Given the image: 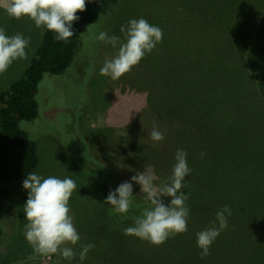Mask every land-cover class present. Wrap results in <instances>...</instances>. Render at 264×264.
I'll use <instances>...</instances> for the list:
<instances>
[{
    "label": "rangeland",
    "instance_id": "1",
    "mask_svg": "<svg viewBox=\"0 0 264 264\" xmlns=\"http://www.w3.org/2000/svg\"><path fill=\"white\" fill-rule=\"evenodd\" d=\"M7 2L0 0V27L9 36L23 34L29 40V45L26 57L13 62L5 73L0 74V93L21 78L45 32L37 29L27 18H10L4 11ZM190 2L195 10V0H107L102 19L88 25V36H82L83 50L76 55L67 73L45 75L37 96L39 117L21 123V127L37 143L40 163L34 172L61 179L70 176L76 183L69 208L81 239L74 247L76 255L72 264H81L79 253L82 246L87 244L94 247L82 264H184L179 253L164 256L168 240L160 246H153L136 237L124 235V229L134 224L125 225L126 221H135L144 211L134 208L133 200L150 202L140 185L133 184L131 206L128 213L123 215L124 223L111 218L101 192L107 179H111L110 190H115L121 183L130 181L137 171H148L154 184L166 182L175 163V144L178 149L182 148L188 153L191 173L186 181L194 179L197 167L210 159L205 155L204 144L213 150L225 139L212 124L206 123L207 119L195 113L185 117L183 109L196 104L205 111V107L213 101V92L236 99V103H232L231 119L235 128L240 130L237 138L242 149L236 173L240 172L241 167L245 170L254 168V178L264 180V130L254 127L250 119L244 118L246 112L252 113L253 107L252 101L249 103L252 96L246 89L248 81L241 78L239 69L234 70L232 77H227L229 82L215 73L219 58L224 63L237 66L239 49L243 58L247 49H244V35L247 36L250 31L252 36L255 35V22L259 18L258 13H264V0H229L230 6L238 4L241 11L245 7L248 21L242 18L244 14H240V11L221 14L219 21L213 18L214 13L211 12L203 26H196L197 19L187 16L184 8ZM251 8L256 12L254 23L253 15H249ZM133 18H144L150 24L159 26L163 30L161 43L119 80L101 76L99 70L104 60L113 57L116 49L99 41L98 34L106 32L108 36L115 35L123 40L121 26ZM228 22H235L237 26ZM220 35H223V39ZM163 82L172 86L166 89ZM215 83H222L224 87H217ZM170 88L178 95L170 98ZM141 93L139 105L145 102V106L138 110L128 105L126 94L140 96ZM165 98L173 103L162 109L160 104ZM154 123L165 136L159 144H154L148 137ZM200 141L203 156L195 153L197 148L189 150L181 147ZM160 154H165L163 162H159ZM79 157L87 165H92L93 170L81 168L77 162ZM95 160L105 166L101 168V165L95 164ZM205 171L197 172L202 185H199L196 193L214 194L213 173ZM260 180L254 182L262 190L253 189L245 193L252 203L251 207L256 203V195L264 191ZM22 184H13L14 196L11 199L16 209L8 203L1 222L0 264H69L59 255L35 254L25 240L23 206L27 201V192ZM186 204L188 208L194 205L187 201ZM194 206L199 208L197 204ZM179 241L180 237H176L170 242ZM263 252L264 249L261 260L264 259Z\"/></svg>",
    "mask_w": 264,
    "mask_h": 264
},
{
    "label": "trees",
    "instance_id": "2",
    "mask_svg": "<svg viewBox=\"0 0 264 264\" xmlns=\"http://www.w3.org/2000/svg\"><path fill=\"white\" fill-rule=\"evenodd\" d=\"M228 1L195 0V10L191 7V2L184 9L187 16H194L197 19L196 26L205 25L206 16L211 15V12L214 13L213 18L217 21H219V15L227 14L229 11L232 13L240 11V14H244L242 18L247 20L245 7L241 11L238 4L230 6ZM106 3L107 0H96V2L86 4L84 12L77 13L80 19L74 22V36L68 43L55 41L53 34L45 31L35 56L21 78L0 93V244L3 238L1 222L5 218L7 204H13L11 199L14 196L13 184L23 183L27 174L35 171L40 163L37 143L21 127V123L34 121L39 117L37 96L45 75L58 76L67 73L76 55L83 50L81 41L82 36H88V25L100 22L105 12ZM261 12L258 13L259 18L256 21V12L251 8L249 15H253V23L257 22H255V35L252 36L251 31L247 36L244 35L246 38L244 49H247L243 58L240 56L239 49L237 66L224 63L219 58L215 73L229 82L227 77H232L234 70L239 69L242 74L241 78L248 81L246 89L252 96L249 103L252 101L253 104L252 113L246 112L244 118L250 119L254 127L264 130V13ZM228 23L237 26L235 22ZM221 37L223 39V35ZM175 82L177 83L176 80ZM233 82L234 80L231 81V83ZM215 84L217 87H224L222 83ZM168 91L170 98L178 95L172 88ZM187 93L189 94L188 91ZM211 98L213 101L205 107V111L200 105L193 104L191 106L196 114L201 115V118L209 117V124H212L225 140L220 145L217 144L219 146L213 150L204 144L205 155L210 159L202 166L197 167L196 177L187 180V187L184 188L189 195L187 202L197 204L199 208L196 209L194 205L190 206L187 231L168 239L164 256L171 257L175 253H179L183 257L184 264H264V259L261 260V251L264 249V191L256 195V203L254 207H251L252 203L245 193L253 189L262 190L260 185H256L254 182L260 179L254 178V168L245 170L241 167L238 174L235 170L238 166V157L242 153L241 142L237 138V133L240 130L235 128L231 119L232 103H236V99L218 92H213ZM160 105L162 107V104ZM201 144L202 141L195 144V148H197L195 153L199 156H201ZM230 144L232 145L229 147ZM177 149L176 146L175 150ZM164 155H159V162H163ZM77 162L86 171L93 170L92 165H87L88 163L83 158L79 157ZM95 164L101 165V168L105 166L97 160H95ZM205 170H210L211 174L213 173L212 192L214 194L196 193L199 185H202L197 172H206ZM110 180H106V186L101 192L103 201L111 189ZM260 183L264 190V180H260ZM136 200L138 202L134 200L132 202L134 208L144 210L151 207L150 202L142 203L138 199ZM104 204L112 219L124 223L123 215L113 217L111 206ZM13 206L16 209V204ZM225 206L231 209V215L226 214L229 226L212 244L210 255L202 260L196 246V233L210 227L216 218V213ZM202 208L206 210H202ZM133 222V220L126 221L125 225ZM176 237H180L179 242H170Z\"/></svg>",
    "mask_w": 264,
    "mask_h": 264
},
{
    "label": "clouds",
    "instance_id": "3",
    "mask_svg": "<svg viewBox=\"0 0 264 264\" xmlns=\"http://www.w3.org/2000/svg\"><path fill=\"white\" fill-rule=\"evenodd\" d=\"M93 2L96 0H8L4 11L16 20L27 18L37 29L51 32L55 41L68 43L74 36V22L80 19L77 13L84 12L86 4ZM120 31L123 40L115 35L108 36L106 32H100L97 36L99 41L116 49L115 55L106 58L99 70L101 76L113 81L138 66L161 43L163 37V30L144 18L130 19L121 26ZM28 45L29 40L23 34L9 36L0 27V74L5 73L13 62L26 57ZM148 137L154 144L165 139L155 123ZM187 157L184 149L176 150L175 163L166 182L154 184L148 171H137L130 181L109 191L103 203L110 205L115 215L128 213L133 184L140 185L142 193H146V199L150 201L151 207L145 208L134 224L124 229L125 236L160 246L170 237L187 231L190 209L186 201L189 195L183 191L187 187L186 177L191 173ZM22 187L27 192V201L23 206L25 240L35 254L59 255L72 264L76 255L74 247L81 239L69 208V200L76 189L75 181L70 176L63 179L51 175L44 177L33 171L27 174ZM226 214L231 215V209L227 206L216 213L210 227L196 233V246L202 260L210 255L212 244L228 228ZM93 247L92 244L82 246L79 253L81 264Z\"/></svg>",
    "mask_w": 264,
    "mask_h": 264
},
{
    "label": "crops",
    "instance_id": "4",
    "mask_svg": "<svg viewBox=\"0 0 264 264\" xmlns=\"http://www.w3.org/2000/svg\"><path fill=\"white\" fill-rule=\"evenodd\" d=\"M164 83V82H163ZM165 84V83H164ZM162 85V84H161ZM166 85V89H167V84H165ZM145 89H146V87H145ZM137 95V94H136ZM135 94H132V96H129V95H125V98L127 99V100H129V103H128V105H131V106H133L135 109H141L143 106H145V102H142V104L141 105H139L140 103H141V100H142V93L140 94V96H136ZM152 99H154L153 97H152ZM173 103V102H172ZM172 103H171V101H170V99L169 100H167L166 98H165V100L163 101V102H161V104H162V109H165L166 107H170V106H172ZM136 107H138V108H136ZM171 108H173V107H171ZM187 109V110H186ZM186 109H183V114H184V116L185 115H189L190 113H195V110L192 108V106L190 105V107H186ZM259 111V110H258ZM260 112V111H259ZM196 114V113H195ZM186 117V116H185ZM193 118V117H192ZM191 118V119H192ZM203 119H207V121L208 122H206L207 124H209V117H202ZM202 129V128H201ZM178 139L176 138V140L175 141H177ZM192 141H193V139H192ZM176 144H175V146H174V150H173V153L174 152H176V150H175V148H176ZM178 147V146H177ZM181 147H183V148H186V149H192V148H195L196 146H195V144H187V145H184V146H181Z\"/></svg>",
    "mask_w": 264,
    "mask_h": 264
}]
</instances>
